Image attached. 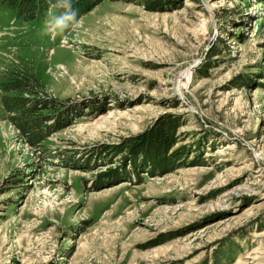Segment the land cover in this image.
Wrapping results in <instances>:
<instances>
[{
	"label": "rangeland",
	"instance_id": "374dc122",
	"mask_svg": "<svg viewBox=\"0 0 264 264\" xmlns=\"http://www.w3.org/2000/svg\"><path fill=\"white\" fill-rule=\"evenodd\" d=\"M36 1L0 0V82L59 109L32 145L0 89V264H264V0H97L55 35Z\"/></svg>",
	"mask_w": 264,
	"mask_h": 264
},
{
	"label": "trees",
	"instance_id": "16d2710c",
	"mask_svg": "<svg viewBox=\"0 0 264 264\" xmlns=\"http://www.w3.org/2000/svg\"><path fill=\"white\" fill-rule=\"evenodd\" d=\"M7 1L10 7L16 8L18 16L24 19L29 20L34 18L36 15L35 11L39 9L36 0H19V2H16V0ZM94 1L97 0H72L74 8L78 10V16L89 9ZM47 2L54 4L56 0H47ZM217 52L218 51L214 49L209 50L206 55L207 60L204 64L205 70L213 66V64H210L208 56ZM204 73L206 74L207 72ZM28 84H30V82L26 80V77L19 75L17 72H12L11 75L7 74L0 82V89L3 91L1 100L4 109L10 112L7 118L16 124L21 132L26 135L27 141L30 144L35 145L37 141L47 135L48 131L54 127L49 124L55 118V114L59 108H57L58 103L54 100L25 95L24 93L27 92L26 89L28 88L26 86H28ZM42 109H46V112H42ZM174 127L175 124L169 122L168 126H166V130L160 128L162 132L159 136L153 137L154 141L160 144L161 150H163L162 152H164V156L161 154L164 159L163 161H160L162 158L158 157L160 161L159 165L164 167L174 165L173 160L165 157L167 156L165 153H167L168 148L171 147L173 143ZM138 142H140L139 146L142 147L146 141H142V139L139 138L136 143ZM140 148L137 149L136 153L144 151V149L141 151Z\"/></svg>",
	"mask_w": 264,
	"mask_h": 264
},
{
	"label": "clouds",
	"instance_id": "9594fccd",
	"mask_svg": "<svg viewBox=\"0 0 264 264\" xmlns=\"http://www.w3.org/2000/svg\"><path fill=\"white\" fill-rule=\"evenodd\" d=\"M54 12H50L45 21L46 29L52 34H61L68 29L75 30L80 26L78 10L74 8L72 0H56L51 5Z\"/></svg>",
	"mask_w": 264,
	"mask_h": 264
}]
</instances>
